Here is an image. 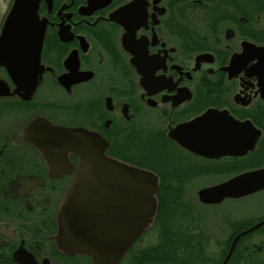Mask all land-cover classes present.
I'll return each mask as SVG.
<instances>
[{
    "label": "flooded vegetation",
    "instance_id": "1",
    "mask_svg": "<svg viewBox=\"0 0 264 264\" xmlns=\"http://www.w3.org/2000/svg\"><path fill=\"white\" fill-rule=\"evenodd\" d=\"M36 16L37 57L0 56V264H97L60 205L108 160L156 178L117 264H222L231 245L226 264H264V185L200 194L264 170V0H38Z\"/></svg>",
    "mask_w": 264,
    "mask_h": 264
},
{
    "label": "water",
    "instance_id": "2",
    "mask_svg": "<svg viewBox=\"0 0 264 264\" xmlns=\"http://www.w3.org/2000/svg\"><path fill=\"white\" fill-rule=\"evenodd\" d=\"M37 5L38 0H14L6 17L0 35V56L9 67L15 53L26 48L27 44L32 43L31 49L36 57L38 55L43 29L37 20ZM26 34L31 35L32 39L26 41L24 37ZM81 135L84 139H95L90 133L81 131ZM98 161L103 159L98 157ZM89 173L90 175L86 177L88 180L82 184L77 180L71 183L61 203L60 217L65 224V233L71 238L76 249L86 250L88 245L80 243L76 237L79 233L78 227L83 221L85 226L82 228L86 230L84 234L89 235V239L94 240L95 236L98 240L97 245L91 246L94 249H87L90 252L94 251L92 255L96 263L116 264L122 251L144 230L154 216L156 178L151 172L122 166L111 160H108L107 169H92ZM106 178L109 180H102ZM239 180L242 184L240 190L236 189L237 192L232 190L235 186L227 184L213 187L215 190L204 189L200 194H207L210 191L211 194L217 193L220 196L246 194L264 185V170L245 173L238 177L237 181ZM84 188H88L87 192L83 190ZM101 194L103 198L100 199ZM112 205L119 206L118 214L114 215L116 219L114 223L109 220L107 212ZM85 210L91 212L86 215ZM98 210H104L103 221L95 222L94 220L101 215L100 212H96ZM231 250L232 245L222 264L226 263Z\"/></svg>",
    "mask_w": 264,
    "mask_h": 264
},
{
    "label": "rangeland",
    "instance_id": "3",
    "mask_svg": "<svg viewBox=\"0 0 264 264\" xmlns=\"http://www.w3.org/2000/svg\"><path fill=\"white\" fill-rule=\"evenodd\" d=\"M7 6V0H1V8H0V12L3 13L4 10L6 9ZM140 246V244H136L135 248H138Z\"/></svg>",
    "mask_w": 264,
    "mask_h": 264
},
{
    "label": "trees",
    "instance_id": "4",
    "mask_svg": "<svg viewBox=\"0 0 264 264\" xmlns=\"http://www.w3.org/2000/svg\"><path fill=\"white\" fill-rule=\"evenodd\" d=\"M131 264H138L137 262H135V263H131Z\"/></svg>",
    "mask_w": 264,
    "mask_h": 264
}]
</instances>
